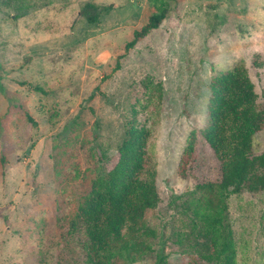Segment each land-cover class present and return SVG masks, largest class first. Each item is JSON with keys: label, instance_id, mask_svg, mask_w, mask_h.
<instances>
[{"label": "rangeland", "instance_id": "rangeland-1", "mask_svg": "<svg viewBox=\"0 0 264 264\" xmlns=\"http://www.w3.org/2000/svg\"><path fill=\"white\" fill-rule=\"evenodd\" d=\"M166 1L160 28L127 50L150 0H0V264H83L71 220L133 117L152 131L161 199L154 252L136 264H156L161 240L170 264L189 261L172 240L194 186L180 159L220 72L246 66L264 112V0ZM88 3L97 24L82 16ZM254 147L264 152V127ZM229 216L238 264H264V192L232 196Z\"/></svg>", "mask_w": 264, "mask_h": 264}, {"label": "trees", "instance_id": "trees-1", "mask_svg": "<svg viewBox=\"0 0 264 264\" xmlns=\"http://www.w3.org/2000/svg\"><path fill=\"white\" fill-rule=\"evenodd\" d=\"M150 3L154 11L134 32L127 50L159 29L168 16L166 0ZM81 13L90 25L101 17L93 3ZM257 63L264 67V61ZM209 90L206 122L190 133L179 163L177 175L194 186L178 198H187L180 208L186 221L172 240L189 255L185 264H238L229 200L244 192H264V152L258 154L254 147V135L264 127V112L242 64L214 76ZM151 139L150 129L135 117L128 120L115 158L101 153L94 175L86 180L69 226V234L78 236L83 249V264H136L154 252L152 241L159 234L152 219L161 199ZM165 248L161 240L156 264H170Z\"/></svg>", "mask_w": 264, "mask_h": 264}]
</instances>
